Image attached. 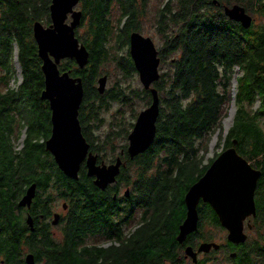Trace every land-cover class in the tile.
Segmentation results:
<instances>
[{"label": "trees", "instance_id": "obj_1", "mask_svg": "<svg viewBox=\"0 0 264 264\" xmlns=\"http://www.w3.org/2000/svg\"><path fill=\"white\" fill-rule=\"evenodd\" d=\"M113 1L120 6L116 27L109 17ZM134 1L135 8L133 0L79 2L83 15L78 27L88 17L86 37L93 36L88 42L87 38L79 37L76 29L78 39L89 51L88 63L78 69L75 61L69 59L61 70H70L72 76L82 78L80 117L85 123L101 118L99 111L106 109L110 101H130V105L139 106L151 100L148 90L124 88L118 80L115 87L105 89L103 94L95 88L97 77L105 72L100 68L108 62L119 68L124 79L137 73L128 53L113 55L129 45V38L118 39L115 45L116 32L121 28L129 34L138 30L139 5L138 0ZM144 1L142 6L146 5L147 0ZM157 1L155 21L163 41L161 62L168 70L160 71V78L154 82L160 99L156 136L143 154L127 158V165L118 176L119 183L132 186V205L145 208L139 220L143 225L133 233L117 228L109 236L120 242L119 247L91 251L81 246L83 229L103 231L99 234L107 236L104 226L111 224L109 208L114 201L92 184L84 167H80L78 179L67 177L45 149V140L50 136V110L47 100L41 99L45 82L32 38V24L42 20L50 23L51 0H0V83L6 86L5 92L0 90V255L5 257L6 264H25L18 260L17 245L20 232L27 228L19 223L15 213L23 210L18 202L32 183L37 185L30 209L34 215L50 212L49 204L55 197L48 189L55 190V196L68 201L69 206L63 219V228L67 230L65 242L56 245L45 238L36 252L37 260L45 258V264H163L164 258H170L175 264L171 250L177 244L176 235L186 217L185 195L211 165L212 160L204 163L203 143L207 144L221 129L232 100L231 81L236 67L242 74L237 78L234 123L224 137L219 133L218 138L224 148L235 146L245 159L261 168L257 204L264 219V0H217V4L213 0ZM232 3L244 6L247 12L249 6L255 8L260 21H253L244 29L228 19L222 8ZM14 44L18 46L23 74L17 89L7 87L15 75ZM257 100L259 106L254 109ZM24 128V148L18 151L16 142ZM89 139L95 144L94 139ZM107 142L105 146L94 147L106 152ZM125 148L126 145L121 149ZM214 224L218 226L219 222L200 218L198 231L191 238L212 240L205 225ZM129 235L132 236L127 238ZM257 243L241 248L231 261L264 264V246ZM253 254L262 256L260 263H256Z\"/></svg>", "mask_w": 264, "mask_h": 264}, {"label": "water", "instance_id": "obj_2", "mask_svg": "<svg viewBox=\"0 0 264 264\" xmlns=\"http://www.w3.org/2000/svg\"><path fill=\"white\" fill-rule=\"evenodd\" d=\"M80 0H51L49 15L51 24L45 27L41 22L33 23V37L37 45L38 57L41 59V70L44 75L45 87L41 99L50 103L52 110V131L45 141V149L54 157L60 171L67 177L78 179L81 163L86 159L87 176L94 177V185L105 190L117 181L124 165L121 156L112 164H97V157L89 152V143L81 131L79 107L84 96L83 81L80 76H72L69 71H61L59 64L64 59H73L79 69L87 65L89 51L76 37V28L80 25L82 11L76 10ZM217 4V0L212 1ZM223 13L228 19L238 22L244 29L251 26L253 17L240 4L224 5ZM71 21L68 23V17ZM129 53L138 73L139 81L151 94V102L140 111L132 130L127 136L126 151L129 159L143 154L154 142L156 121L160 112L158 91L152 87L160 78V62L158 49L151 37L133 31L129 35ZM108 76L97 78L96 90L103 94ZM123 154V153H122ZM261 171L252 167L251 163L240 156L234 147L222 152L209 166L205 174L193 184L185 195L187 208L186 217L179 226L177 241L183 243L187 236L198 229V203L200 199L209 203L219 215V222L228 231L227 239L231 243L241 244L247 239L244 233V219L255 214L254 192ZM37 185H29L18 202L20 207L30 208L36 196ZM125 196L130 195L126 189ZM115 197V196H114ZM67 209V204H63ZM59 213L53 214V224H57ZM27 224L34 230L33 218L28 215ZM220 244L201 242L195 251L188 246L186 257L190 256L197 263L198 253L217 251ZM236 252L229 257L235 258ZM27 264H35L34 256L27 254Z\"/></svg>", "mask_w": 264, "mask_h": 264}, {"label": "rangeland", "instance_id": "obj_3", "mask_svg": "<svg viewBox=\"0 0 264 264\" xmlns=\"http://www.w3.org/2000/svg\"><path fill=\"white\" fill-rule=\"evenodd\" d=\"M146 1V0H145ZM144 1V2H145ZM142 0H138V5H139V14H138V30H133V31H138L142 35L151 37L155 43L156 48L161 49L162 48V35L159 33V30L156 27V21H155V16H156V11L158 7V1L157 0H147L146 5L142 6L141 4ZM127 2L125 1V4ZM134 8H135V1L133 0ZM232 4H238V3H232ZM250 9L248 11V14L253 17V21L258 23L260 21V14H258L255 10V8L249 6ZM76 10H83L82 4L79 3L76 7ZM109 17L111 20V24L116 27L118 26V20L120 17V6L118 2L113 1L112 4L110 5V11H109ZM128 17V16H127ZM125 17V18H127ZM50 18V16H49ZM41 22L44 26L47 25L46 20L39 21ZM124 22V21H123ZM85 23H89V18L87 17V21L83 23L82 26L77 28V34L81 38H87L89 40L88 42L91 41L93 36L90 34L89 36L86 37V30L87 26ZM33 26V24H32ZM128 28V27H127ZM131 31V32H133ZM130 32V33H131ZM119 33V36L117 34ZM129 31L125 30L123 28L120 29V31L116 32L114 35V41L115 45L118 43V39L121 40H126V38H129ZM33 38V36H32ZM34 40V38H33ZM129 40V39H128ZM35 41V40H34ZM36 43V42H35ZM129 54V45L125 48V50L120 49L119 51H114L113 55H122L124 56L125 54ZM131 57V56H130ZM132 59V58H131ZM66 64V61H62L60 64V67ZM13 65L15 68V75L11 79L9 85L7 87L11 89H17L18 86L22 83L23 80V74H22V67L19 62L18 58V46L17 44H14V58H13ZM78 68V66H77ZM79 69V68H78ZM102 71L104 70L102 75L106 74L108 76L107 84H106V90H109L112 86L115 87L116 81L118 80L117 83L123 85L124 88L126 86H130L132 89L136 88H143L142 84L139 81L138 73L134 74L131 78L124 79L122 77V73L120 72L119 68L113 63V62H108L106 64H103L101 66ZM1 70V69H0ZM168 70V66L166 64H163L161 67V71L165 72ZM137 72V71H136ZM241 70H239L238 67L235 68L234 70V77L232 79V87H231V94H232V100L230 101L229 106L226 108L227 115L224 117V119L221 122V129H218L216 131V134L210 138L207 144L206 142L203 143L204 145V151L201 153L204 155V163H208V160L214 157L215 154H218L221 152V150L224 148L223 143H220L219 141V133L223 135V137L227 134L228 130L233 126L234 123V116L236 112V107H235V95L238 91V83H237V78L241 76ZM100 75V76H102ZM99 77V76H98ZM97 77V78H98ZM97 80V79H96ZM97 87V81L95 83V88ZM0 90L2 92L6 91V86H4V83H0ZM151 102V100H150ZM150 102H148L150 104ZM144 105L143 102H141V105H130L129 103L126 102H118V101H110L109 106L106 109H101L99 111V117L102 118V123L99 124L98 129H94L96 136L98 138L94 139V145L96 146H105L106 140L107 142V151H102L103 157L109 159L112 157L114 154L118 153L120 149L124 145H128V140L127 136L132 130V126L134 125L136 118L139 114L140 111L144 110L149 106V104ZM259 106L258 100L255 102L252 108H257ZM143 107V108H140ZM228 123V124H227ZM128 130V133L126 131ZM26 139V128L22 130L21 136L19 140L16 142V150H21L24 148V141ZM106 139V140H104ZM96 141H100V144H97ZM104 143V144H103ZM109 148H114L113 151L109 150ZM250 161V160H249ZM251 163V162H250ZM253 164H256V162L253 161ZM130 174V180L133 182L135 179L133 177L132 170L129 171ZM127 183L124 184V182H121L119 185L123 186L121 189V196H123L124 191L126 190ZM131 187V184H130ZM132 189V187H131ZM48 191L52 194V197L54 196L55 198L51 201L50 205V212H59V213H64V210L62 208V204L65 201L57 196V192L53 189H48ZM69 206L67 207V209ZM132 225V224H131ZM125 229H128L125 228ZM205 231L211 233L212 240L213 242H216L220 245H223L227 243V230L225 228H222L221 226H214V225H205ZM263 234H264V229H263ZM262 234V235H263ZM255 239H257L256 236L251 237L250 243L253 244L255 242ZM203 240H197L196 248L197 246L201 243ZM209 241V240H207ZM256 242L258 246H264V235L263 239L259 238ZM229 251L226 252L225 248L222 247L221 250L219 251H212L209 255H204L202 256V259L204 261H209L210 264H229L231 263V259L229 258ZM202 255V254H201ZM253 258L256 261V263L261 262L262 256H256V254H253Z\"/></svg>", "mask_w": 264, "mask_h": 264}, {"label": "flooded vegetation", "instance_id": "obj_4", "mask_svg": "<svg viewBox=\"0 0 264 264\" xmlns=\"http://www.w3.org/2000/svg\"><path fill=\"white\" fill-rule=\"evenodd\" d=\"M70 21H71V17L69 15L67 22L69 23ZM236 23H238V22H236ZM50 24H51V19H50V23L47 24L45 27H48ZM238 24H240V23H238ZM32 36H33V29H32ZM76 37L78 38L77 34H76ZM36 47H37V45H36ZM160 50L161 49H158L159 57L161 59ZM67 60H69V59H64L62 61H67ZM62 61H61V63H62ZM60 64H59V68L61 70ZM41 65H42V62H41ZM161 66H162V62H160L159 69L161 68ZM63 71H69L70 72V70H63ZM70 74H71V72H70ZM152 87H155L154 83H153ZM47 104H48V108L50 110L49 111V119H50L49 121H50V135H51V131H52V123H51L52 110L50 108V103L48 102ZM81 106H83L82 103L79 107L78 118H79V122L81 125L82 134L84 135L86 141L88 142V138H90L91 140L98 138L96 136L94 129H98L99 121H101V123H102V118L90 119V121L88 123H85V120L82 121V119L80 117L81 116V110H82ZM85 118L87 120V117H85ZM132 128H133V126H132ZM88 143H89V152H92L97 157V162H96L97 164L104 163V164L109 165V164L114 163L118 156H121L123 163H124V165L121 166V170L127 165V158H129V157H128L126 148L120 149L119 154L116 153L112 157L107 159V158L103 157V153L101 152L100 149H98V147H97V149H95L94 144L92 142L91 143L88 142ZM233 144H236V141H234ZM230 147L235 148V146H230ZM228 148L229 147L223 148L221 150V152H219L218 154H215L214 157L210 159V160H212L211 164L222 152H224ZM236 151H237V149H236ZM237 153L240 156H242V154L239 153L238 151H237ZM50 155H51V153H50ZM52 158H53V156H52ZM249 162H251V165L254 169L261 171V168L258 165L253 164V161H249ZM80 167L85 168L86 177L89 178L92 181V184L94 185V182H93L94 177H88L87 176L86 159L81 163ZM259 181H260V178H259ZM259 181L257 183V187H256L255 192H254V201H255V207H256L255 214H250L247 217H245V219H244V233L247 235V239L245 240L244 243H241V244L231 243L227 239L228 242L223 244V245H220V248L217 251L221 250V248L224 247L226 252H228V251H229V253L230 252H236L238 254V252L241 251V248L246 249V246L252 245L250 243L252 236L254 237L257 235V239H255L254 243H257L256 241L259 238H261V235L263 234V229H264V219L262 218L261 214L258 211V204H257V189L259 188ZM119 184L120 183H119V180L117 177V181L113 184H110L105 190H101L97 187L102 193H106L107 195H111L112 200L114 201V205H112L109 208V221L111 224L110 225L106 224L104 226V228H105L104 231H106L104 233L107 236L99 234L100 232H103V231H99V230L90 231V229H87V228L83 229L84 232L81 235V239H80L82 247L91 249V251L92 250H98L100 248L108 250L110 248L119 247L120 242H118L114 238H111L109 236V235H111L110 233L115 231L117 228L124 230V232H126V233L129 230H130V232L132 231V233H133L137 228H139L143 225V223L139 222V220L141 219V216L144 214L143 211L145 208H143L142 206L132 205V203H131V196L132 195L131 194L133 193V190L131 189L132 186L130 187V184H126V185H129L126 188V189L130 190L129 196H125L124 193H123V196H121V189L123 186H121ZM32 205H33V203H32ZM32 205H31V207H32ZM67 206H68V204H67ZM31 207L30 208L22 207L21 208V209H23L22 211H16V213H15V215H17V217L19 218L18 219L19 223L20 222L23 223L22 225L23 226L25 225L27 228V230L25 229L24 232H20V235H19L20 239H19L17 247H18L20 255L18 257V260L19 261L23 260L24 263L27 264L25 257L27 254H32L34 256L35 264H45L44 263L45 258H43L42 260H37L36 252L38 251L40 245L42 244V242L44 241L45 238L47 240L46 242L51 241L56 245H62L65 242L67 230L63 228L64 223H65L63 219L65 218V213L68 211V209H63L64 213L52 211V212H49L48 215L47 214L46 215H44V214L34 215V213H32L30 211ZM197 209H199L198 210L199 219L202 218L208 222H215V220H217L219 222V215L217 214V212L214 210V208L209 203L204 202L202 199H200L198 206H197ZM200 209H201V211H200ZM203 210L207 211V214L206 213L202 214ZM54 213L60 214V218H59V221L57 224L52 223ZM28 215H31L33 218V226H34L33 231L31 230L30 226L26 222V218ZM214 226H216V225L214 224ZM218 226H221L220 222H219ZM127 227H128V229H125ZM262 227H263V229H262ZM222 228H224V227H222ZM197 231H198V229H197ZM197 231L191 232L187 236V238L185 239V241L183 243L178 242L176 239L177 244L173 245V249L171 250V256L175 255V258L177 261L175 264H194L192 261V258L190 256L186 257L185 249H186V247L191 246V247H193V249L195 251L197 250L199 245L196 248V244H197L196 241L199 239H197V237L191 238V236ZM178 233H179V230H178ZM178 233H177V235H178ZM177 235H176V238H177ZM131 236L132 235H129L127 238H130ZM201 242H213V241L203 240ZM212 251H215V250H211L208 253H198V255H197L198 261L196 264H210L209 261H204L202 259V256H204L205 254L209 255ZM231 259H234V258H231ZM0 264H6L5 257L2 255H0ZM163 264H172V260L170 258H164ZM229 264H235V263H234V261L233 262L231 261V263H229Z\"/></svg>", "mask_w": 264, "mask_h": 264}, {"label": "bare ground", "instance_id": "obj_5", "mask_svg": "<svg viewBox=\"0 0 264 264\" xmlns=\"http://www.w3.org/2000/svg\"><path fill=\"white\" fill-rule=\"evenodd\" d=\"M227 124H228V123H227ZM51 155H52V154H51ZM52 156H53V155H52ZM53 158H54V157H53ZM54 161H55V160H54ZM64 203H65V202H64ZM64 203H63V204H64ZM63 204H62V206H63ZM62 208H63V207H62Z\"/></svg>", "mask_w": 264, "mask_h": 264}]
</instances>
